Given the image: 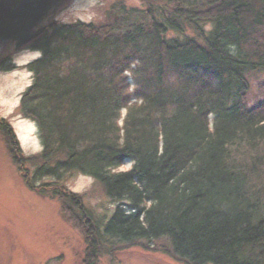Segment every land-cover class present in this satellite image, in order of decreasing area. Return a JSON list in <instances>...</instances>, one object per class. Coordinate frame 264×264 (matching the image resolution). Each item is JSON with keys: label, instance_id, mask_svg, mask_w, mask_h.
<instances>
[{"label": "trees", "instance_id": "16d2710c", "mask_svg": "<svg viewBox=\"0 0 264 264\" xmlns=\"http://www.w3.org/2000/svg\"><path fill=\"white\" fill-rule=\"evenodd\" d=\"M67 1L0 0V37L41 52L20 114L42 150L24 155L2 116L0 132L15 164H32L28 186L86 224L85 264L105 236L184 264H264V100L247 101L264 71V0L118 1L103 22L63 23ZM74 172L120 202L102 227L63 182Z\"/></svg>", "mask_w": 264, "mask_h": 264}, {"label": "rangeland", "instance_id": "374dc122", "mask_svg": "<svg viewBox=\"0 0 264 264\" xmlns=\"http://www.w3.org/2000/svg\"><path fill=\"white\" fill-rule=\"evenodd\" d=\"M118 1L144 7L141 0H68L53 18L63 23L78 20L100 23L106 19L110 6ZM7 56L17 67L0 70V116L10 121L23 154L37 155L42 150L39 130L35 122L20 114V99L33 80L25 65L38 59L41 52L16 51L14 41L0 37V60ZM249 79L247 101L252 106L264 100V71L251 74ZM125 113L123 110V116ZM31 165L15 164L0 132V264H85L89 244L86 224L68 217L58 198L28 186L25 167L32 170ZM131 166L128 161L117 170ZM63 182L82 196L99 227L120 204L108 197L103 185L91 176L74 172ZM102 239L97 264H184L165 246L146 242L128 245L106 236Z\"/></svg>", "mask_w": 264, "mask_h": 264}]
</instances>
